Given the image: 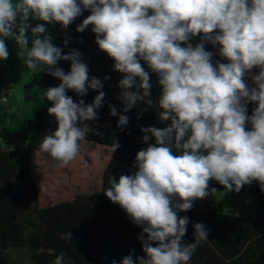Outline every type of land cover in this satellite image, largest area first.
I'll return each instance as SVG.
<instances>
[{
    "label": "clouds",
    "instance_id": "9594fccd",
    "mask_svg": "<svg viewBox=\"0 0 264 264\" xmlns=\"http://www.w3.org/2000/svg\"><path fill=\"white\" fill-rule=\"evenodd\" d=\"M85 9L91 14L76 31L91 25L99 49L115 61L114 70L124 74L119 82L124 111L150 96L152 85L143 60L162 86L159 118L171 121L163 129H141L146 133L143 141L148 142L151 133L155 144L136 153L137 171L121 175L118 182L110 177L104 191L147 235L146 240L139 237L145 256L134 260L127 255L120 264H188L199 243L208 240V229L194 224V242L183 244L189 219L177 213L207 197L209 181L236 192L256 181L264 190V0H0V60L9 56L5 40L14 39L29 69L46 67L61 81L44 92L52 102L47 111L57 128L40 144L41 152L58 167L79 155V142L93 131L83 122L98 118L96 109L105 94L99 91L90 105L67 96L68 89L81 96L89 88L99 90L101 81L93 77L89 82V68L81 62L80 52L62 55L45 25L32 27L28 21L31 17L66 29ZM198 34L219 44L220 55L229 62L213 66L212 53L203 42L181 46ZM60 60L71 61L67 74L55 67ZM254 67L260 69L253 77L256 87H249L244 77ZM137 77L138 90L128 91ZM242 100L258 102L251 116ZM110 114L117 115L114 107ZM127 123L128 117L120 115L118 126ZM246 123L251 130H246ZM118 147L115 143L113 151ZM174 148L180 154H174ZM61 239L72 240L71 233ZM53 264L71 261L61 251Z\"/></svg>",
    "mask_w": 264,
    "mask_h": 264
},
{
    "label": "trees",
    "instance_id": "16d2710c",
    "mask_svg": "<svg viewBox=\"0 0 264 264\" xmlns=\"http://www.w3.org/2000/svg\"><path fill=\"white\" fill-rule=\"evenodd\" d=\"M90 14V10L85 9L66 29L60 25L58 37L62 55L73 50L80 52L81 62L89 68V82L93 77L101 81V89L89 88L83 96L66 90V95L74 102L83 100L85 105L92 104L99 91H103L102 106L96 109L98 118L83 122L93 131L79 142V155L63 167L56 166V162L40 150L42 138L57 128L55 118L47 111L52 102L46 98L33 118L23 152L0 143V264H53L61 251L71 264H112L113 260L120 264L127 255H132L134 260L145 256L139 239L141 235L147 239L143 226L135 225L104 191L110 186V177L118 182L121 175H131L138 170L134 167L136 153L148 144L143 141L146 133L141 129H163L169 127L171 121L159 118L162 111L158 103L162 94L160 84L151 87L150 96L124 111L126 105L121 99L124 90L119 87L124 74L114 70L115 61L99 49L91 25L83 32L76 31ZM201 42L205 50L212 53L213 66L229 62L220 55V45L203 40L202 34L181 46L195 47ZM140 63L151 78V68L143 60ZM55 67L67 74L71 61L60 60ZM259 71V67H254L245 73L244 80L249 87H256L253 77ZM40 83L47 90L59 86L61 81L44 68ZM139 83L137 77L128 91H137ZM6 86L1 69L0 100ZM148 100L153 103L149 105ZM242 104L248 116L258 107V102L242 100ZM112 107L117 111L116 116L110 114ZM120 115L128 117V123L122 127L118 126ZM251 128L252 125L246 123V130ZM147 135L149 140L155 138L151 133ZM115 143L119 147L113 151ZM209 188L225 189L215 180L209 181ZM239 192L254 194L253 217L225 212L219 203L203 200H196L190 210L177 213L189 219L183 244L194 242V224L202 223L208 229V240L199 243L188 264H264V190L259 182L253 181ZM66 232L71 233L72 240L61 239ZM157 243L152 242V246Z\"/></svg>",
    "mask_w": 264,
    "mask_h": 264
},
{
    "label": "rangeland",
    "instance_id": "374dc122",
    "mask_svg": "<svg viewBox=\"0 0 264 264\" xmlns=\"http://www.w3.org/2000/svg\"><path fill=\"white\" fill-rule=\"evenodd\" d=\"M151 14V13H149ZM32 27L37 24H44L47 29V35L52 37V43L59 47V23H46L30 17L29 21ZM29 46H31L32 34L29 31ZM9 56L6 60H0V70H3L4 77L7 80L9 92L8 101L0 100V143L7 148H15L18 153L27 148L28 139L32 131V122L34 116L42 108L46 88L41 85V70H32L26 66V56L19 54V46L14 39H6ZM150 84L155 87L159 84V76L152 72ZM155 138L150 139L148 144H155ZM174 154H180V150L173 149ZM203 199L207 202L219 203L221 208L228 213L251 216L255 215L256 199L253 193L236 192L225 189H216Z\"/></svg>",
    "mask_w": 264,
    "mask_h": 264
},
{
    "label": "built area",
    "instance_id": "2783aa9c",
    "mask_svg": "<svg viewBox=\"0 0 264 264\" xmlns=\"http://www.w3.org/2000/svg\"><path fill=\"white\" fill-rule=\"evenodd\" d=\"M10 92V89L8 86L4 87L3 93H2V100H6L8 97V94Z\"/></svg>",
    "mask_w": 264,
    "mask_h": 264
},
{
    "label": "crops",
    "instance_id": "0c3cea01",
    "mask_svg": "<svg viewBox=\"0 0 264 264\" xmlns=\"http://www.w3.org/2000/svg\"><path fill=\"white\" fill-rule=\"evenodd\" d=\"M6 79V78H5ZM7 81V80H6ZM7 86H8V83H7ZM11 92V91H10ZM9 96V95H8ZM7 101H8V98H7ZM224 211V210H223Z\"/></svg>",
    "mask_w": 264,
    "mask_h": 264
}]
</instances>
